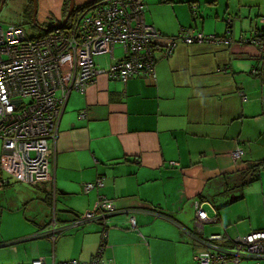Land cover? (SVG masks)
Masks as SVG:
<instances>
[{"label": "crops", "instance_id": "crops-1", "mask_svg": "<svg viewBox=\"0 0 264 264\" xmlns=\"http://www.w3.org/2000/svg\"><path fill=\"white\" fill-rule=\"evenodd\" d=\"M38 1L39 24L66 17V0H37V9ZM90 1L75 0L78 7ZM143 2L147 23L170 36L187 27L225 36L233 16L234 42H178L171 56L156 54L155 79L132 76L124 82L100 75L84 93L71 91L58 137L49 141L55 151L52 182L16 180L4 170L11 155L1 144L0 264L92 260L102 223L67 224L92 210L100 195L116 206L107 223L106 262L194 264L205 249L194 238L196 203L210 217L218 212L223 218L217 205L215 213L206 208L212 179L242 161L264 160V60L246 41L261 25L264 0ZM122 54L118 44L113 57ZM112 60L111 54L95 57L103 68ZM237 148L244 151L242 160L233 157ZM99 177L104 186L86 192L84 185ZM54 218L63 232L55 242L49 233Z\"/></svg>", "mask_w": 264, "mask_h": 264}, {"label": "built area", "instance_id": "built-area-1", "mask_svg": "<svg viewBox=\"0 0 264 264\" xmlns=\"http://www.w3.org/2000/svg\"><path fill=\"white\" fill-rule=\"evenodd\" d=\"M259 21L261 25L246 41L257 47L264 60V16ZM234 22L229 17L231 31L225 36L205 34L190 27L170 36L147 23L143 0H98L79 11L69 25L54 27L42 36L32 35L22 23L7 26L0 23V141L3 150L11 155L10 166L4 170L26 184L52 182L50 166L55 151L49 141L58 137L59 123L71 91L84 93L100 75L124 82L132 76L155 79L157 53L162 57L171 56L178 42L231 45ZM118 44L123 54L116 59L113 53ZM104 54H111L113 58L107 68L95 62L96 56ZM68 56L72 57L73 70L66 80L61 62ZM243 153L242 148H237L233 157L239 159ZM0 180L5 182L1 173ZM102 186L104 177H99L86 183L84 190L89 192ZM115 212L113 200L100 195L92 210L67 225L75 227L99 220L106 227ZM195 212L198 233L204 232L207 223L220 221L216 216L211 218L200 202L196 203ZM130 222L136 226L133 214ZM57 227L54 218L49 228L52 241L60 229ZM102 235H108L107 229ZM227 241L232 246H226ZM199 242L205 249L196 256L194 264H218L229 258L235 263L242 259L252 261L251 264L264 262V229L236 237L227 231L215 233L200 237ZM33 264L45 262L39 258ZM54 264L114 263L106 262L101 252L89 262L74 259Z\"/></svg>", "mask_w": 264, "mask_h": 264}, {"label": "rangeland", "instance_id": "rangeland-1", "mask_svg": "<svg viewBox=\"0 0 264 264\" xmlns=\"http://www.w3.org/2000/svg\"><path fill=\"white\" fill-rule=\"evenodd\" d=\"M29 3L30 0H6L0 12V23L7 26L8 24L25 22L29 33L33 35L39 33V30L33 27L31 19L25 14ZM194 5L197 6V4ZM242 16L240 18L243 19ZM36 18H38V12ZM240 18L239 20H242ZM257 20H260V17H257ZM116 53L121 54L120 47L116 49ZM61 67L63 76H65L66 80H69L73 70L72 57L64 58L61 62ZM1 144L2 142L0 141V158L2 154ZM236 169L233 172L213 178L205 192V196L211 201V203H206L207 210L215 213V208L212 205H217L223 217L221 221L215 224L207 223L205 225L206 237H209L212 233L225 234L227 229L231 236L236 237L238 234L243 235L264 227V164L260 167L261 178L245 186L241 185L240 172H237ZM238 196L242 198L233 201ZM222 224H225V226ZM251 262L248 260L249 264Z\"/></svg>", "mask_w": 264, "mask_h": 264}, {"label": "trees", "instance_id": "trees-1", "mask_svg": "<svg viewBox=\"0 0 264 264\" xmlns=\"http://www.w3.org/2000/svg\"><path fill=\"white\" fill-rule=\"evenodd\" d=\"M95 1H98V0H92V1H90V2H88V3H86V4H84V5H81V6H76L75 5V8H74V10H73V13H72V15L70 16V18L68 19V21H67V25H69L70 24V22H71V20L77 15V13L79 12V11H81V10H83L84 8H86L87 6H89V5H91L93 2H95ZM69 6H70V0H66V2H65V15L67 14V12H68V9H69ZM34 0H30V3H29V7H27V9L25 10V14H26V16L29 18V19H31V22H32V24H33V27L34 28H37L38 30H39V33H37V34H35V35H39V36H42V35H46V34H48L49 32H51L52 30H53V28L54 27H52V25L54 24L53 22L51 23V24H43V25H41V24H39L38 22H37V19H36V23L35 22H33V15H34ZM261 17V16H260ZM232 18L233 19H236V18H234L233 16H232ZM22 24H24L25 25V22H22ZM45 28H48V30H46ZM190 28H193V29H195L194 27H190ZM228 31H231L230 30V26H229V24H227V35H228ZM201 32V31H200ZM33 35V34H32ZM216 35V34H215ZM217 36H219V35H217ZM157 62V61H156ZM236 151V150H235ZM244 152V151H243ZM244 154V153H243ZM243 156V155H242ZM242 156L239 158V159H236V160H242ZM264 164V160H246V161H242L241 163H240V165L237 167V169H236V171L237 172H240V174H239V177L241 178V185L242 186H245V185H247V184H250L251 182H253L254 180L256 181V180H259L261 177H260V167L262 166ZM242 197L241 196H238V197H235L234 199H233V201H237V200H239V199H241ZM200 203H202L201 201H200ZM161 216H163L164 214L163 213H161L160 214ZM219 220H221L220 219V217H219V215H218V212L216 213V215H215ZM80 217H82V215H80V216H78L77 218H80ZM76 218V219H77ZM110 218V217H109ZM76 219H74V220H76ZM74 220H72V221H74ZM109 220V219H108ZM108 223V222H107ZM102 226H103V230H102V234H103V231L105 230V229H107L108 228V225H106V227L102 224ZM195 228H196V226H195ZM63 232H61V231H58L57 232V234H56V238H55V241H56V239L62 234ZM196 235H197V238L195 237L196 235H194V238L196 239V240H198L199 241V238L201 237V238H204L202 235L203 234H205L204 232L203 233H198V230H197V228H196ZM101 234V235H102ZM212 234H215V233H212ZM206 237V236H205ZM55 241H53V242H55ZM225 245L226 246H232V244L229 242V241H227V242H225ZM107 246H108V235L107 236H103L102 235V238H101V241H100V244H99V246H98V248H97V250H96V253L94 254V256H93V258L94 257H96V256H98L101 252H102V258H103V255H104V252H105V250H106V248H107ZM203 250V249H202ZM202 250H200V251H202ZM199 251V252H200ZM199 252L197 253V255L199 254ZM196 255V256H197ZM196 256H195V262H196ZM92 258V259H93ZM72 260H74V259H72ZM76 260H78V259H76ZM68 261H70V260H67V262ZM81 261V260H80ZM89 261H91V260H89ZM89 261H86V262H89ZM230 261H232V259L231 258H229L227 261H225V262H223V263H226V262H230ZM223 263H218V264H223ZM33 264V263H32Z\"/></svg>", "mask_w": 264, "mask_h": 264}, {"label": "water", "instance_id": "water-1", "mask_svg": "<svg viewBox=\"0 0 264 264\" xmlns=\"http://www.w3.org/2000/svg\"><path fill=\"white\" fill-rule=\"evenodd\" d=\"M6 0H1L0 2V12L2 11L3 9V6L5 4ZM75 5H76V2L75 0H70V6H69V9H68V12L66 14V17L64 18V20L62 22H55L52 27H63L66 25L67 23V20L69 19V17L72 15L73 13V10L75 8ZM34 15H33V22L36 23V15H37V12H38V9H37V0H34ZM46 30H48V28H45ZM70 95V94H69ZM69 98V97H68ZM68 101V100H67ZM67 103V102H66ZM66 106V105H65Z\"/></svg>", "mask_w": 264, "mask_h": 264}]
</instances>
